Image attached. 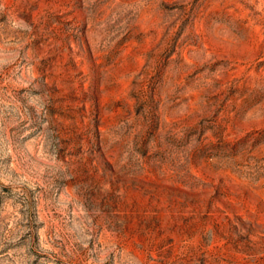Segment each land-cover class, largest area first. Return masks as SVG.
<instances>
[{
    "label": "rangeland",
    "instance_id": "obj_1",
    "mask_svg": "<svg viewBox=\"0 0 264 264\" xmlns=\"http://www.w3.org/2000/svg\"><path fill=\"white\" fill-rule=\"evenodd\" d=\"M0 264H264V0H0Z\"/></svg>",
    "mask_w": 264,
    "mask_h": 264
}]
</instances>
